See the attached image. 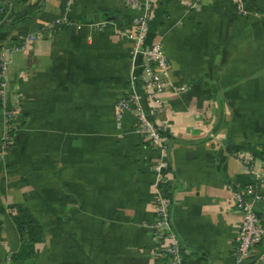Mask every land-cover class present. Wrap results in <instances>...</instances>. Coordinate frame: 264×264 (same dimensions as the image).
Returning a JSON list of instances; mask_svg holds the SVG:
<instances>
[{"label": "crops", "instance_id": "1", "mask_svg": "<svg viewBox=\"0 0 264 264\" xmlns=\"http://www.w3.org/2000/svg\"><path fill=\"white\" fill-rule=\"evenodd\" d=\"M9 1L0 0V47L37 39L9 67L8 107L21 112L13 146L0 145V264H155L147 226L159 153L138 132L137 112L119 121L116 109L143 73V56L120 36L138 10L122 0ZM57 19L74 25L48 33ZM153 40L171 80L186 88L163 94L168 111L155 113L138 85L148 117L166 129L171 226L186 264H232L233 193L251 180L234 154L251 152L264 172V0H160ZM16 205L44 228L32 260L13 259L22 245ZM255 210L264 225V202Z\"/></svg>", "mask_w": 264, "mask_h": 264}, {"label": "built area", "instance_id": "2", "mask_svg": "<svg viewBox=\"0 0 264 264\" xmlns=\"http://www.w3.org/2000/svg\"><path fill=\"white\" fill-rule=\"evenodd\" d=\"M12 1V0H11ZM9 1V3L11 2ZM126 6L138 10L132 30L121 31L120 36L133 42V56H143V73L140 77L132 76L126 95L118 100L116 109L118 120L130 111L137 112L136 128L149 145L159 153L158 160L150 167L156 175L157 195L155 201L156 216L147 228L153 235L155 264H186L181 239L170 223L172 200L164 194V187L170 183V163L165 145V125L151 120L144 110L143 98L139 95L138 85L145 91V99L155 113H165L168 106L161 101V96L168 91L183 93L185 87H178L169 76V61L160 40L149 42V31L160 0H122ZM241 8V4H239ZM5 10V9H4ZM74 23L68 19H57L48 25V33H55L62 26ZM77 29L82 25L75 24ZM37 39V35L20 38L0 47V109L4 113V134L1 137L2 152L6 153L14 143V137L20 129V105L8 107V75L12 56L24 51ZM234 158L242 165L251 183L233 193L235 211L240 215V224L233 249L232 264H264V245L255 254L254 250L264 240V225L260 221L255 206L264 202V193L258 187L264 184V172H256L254 156L249 151H239Z\"/></svg>", "mask_w": 264, "mask_h": 264}, {"label": "trees", "instance_id": "3", "mask_svg": "<svg viewBox=\"0 0 264 264\" xmlns=\"http://www.w3.org/2000/svg\"><path fill=\"white\" fill-rule=\"evenodd\" d=\"M148 146H150L149 143ZM155 162L153 161L150 166H152ZM249 183H251V180H248L245 184H243V186ZM12 209V218L22 241L21 248L13 256V259L15 261L32 260L36 254L37 244L43 242L44 240L43 225L41 221L24 205H16L13 206Z\"/></svg>", "mask_w": 264, "mask_h": 264}]
</instances>
